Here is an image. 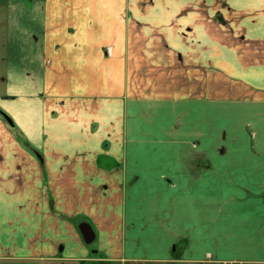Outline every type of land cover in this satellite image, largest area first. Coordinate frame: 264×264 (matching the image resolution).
Segmentation results:
<instances>
[{
  "label": "crops",
  "instance_id": "0c3cea01",
  "mask_svg": "<svg viewBox=\"0 0 264 264\" xmlns=\"http://www.w3.org/2000/svg\"><path fill=\"white\" fill-rule=\"evenodd\" d=\"M0 30V264H264V0H0Z\"/></svg>",
  "mask_w": 264,
  "mask_h": 264
},
{
  "label": "rangeland",
  "instance_id": "374dc122",
  "mask_svg": "<svg viewBox=\"0 0 264 264\" xmlns=\"http://www.w3.org/2000/svg\"><path fill=\"white\" fill-rule=\"evenodd\" d=\"M5 32V31H4ZM1 38H2V30H0V41H2L1 40ZM150 42H154V44H150L149 46H143L144 47V50H145V52H146V54H147V52L148 53H150V54H152V55H158L159 54V51H160V45L159 44H157V43H155L156 41H150ZM139 50H140V47H139ZM144 52V51H143ZM151 55V56H152ZM154 57H156L154 60H150V61H146V62H144L143 61V64H145L144 65V67H146V68H143V70L145 71V72H147L148 73V75L151 73V72H155V70H159L160 69V58L159 57H157V56H154ZM186 82H187V80H185ZM185 81L183 82V85L185 84ZM239 126V125H238ZM240 127V126H239ZM233 129H235V128H233ZM251 129H253V127L251 128V125H247L246 124V130H247V132H251L252 130ZM233 131V130H232ZM250 134V136L254 139L253 141L254 142H252V145H251V149L253 150V152L255 151V144H256V136L255 135H252L251 133H249ZM230 135H231V133H230ZM236 135H238V134H236ZM263 135H264V133H263ZM217 137H219L220 139H221V137H222V140L223 139H227V137H228V133L226 132V131H221L220 130V132H219V135H217ZM218 138V139H219ZM224 140V141H225ZM258 141V140H257ZM225 143H227V145L225 146V145H222V141L221 142H215L214 143V145H213V150H215V152H216V154L217 155H219L220 156V154L222 155H225V153H227L226 151H227V146L229 145L228 144V142H227V140L225 141ZM263 144H264V142H263ZM230 145H232V144H230ZM264 155L263 154H261V161H262V164L264 165V157H263ZM91 248H95V246H93L92 245V247H89V249H90V251H92V249ZM15 264H36V263H34V262H27V261H23V262H16Z\"/></svg>",
  "mask_w": 264,
  "mask_h": 264
},
{
  "label": "water",
  "instance_id": "95a60500",
  "mask_svg": "<svg viewBox=\"0 0 264 264\" xmlns=\"http://www.w3.org/2000/svg\"><path fill=\"white\" fill-rule=\"evenodd\" d=\"M5 118L9 121V123H11V121L7 117H5ZM80 231H81V233L83 235L84 241L87 244H90V243H92L94 241L95 233H94L92 227L89 224H87V223L81 224L80 225Z\"/></svg>",
  "mask_w": 264,
  "mask_h": 264
},
{
  "label": "built area",
  "instance_id": "2783aa9c",
  "mask_svg": "<svg viewBox=\"0 0 264 264\" xmlns=\"http://www.w3.org/2000/svg\"><path fill=\"white\" fill-rule=\"evenodd\" d=\"M108 53L110 54V49H108ZM226 264H233V263H226Z\"/></svg>",
  "mask_w": 264,
  "mask_h": 264
}]
</instances>
